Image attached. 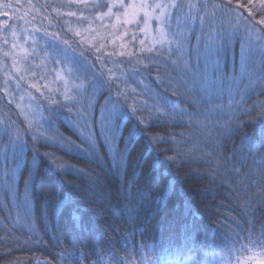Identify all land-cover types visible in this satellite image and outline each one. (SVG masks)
Returning a JSON list of instances; mask_svg holds the SVG:
<instances>
[{"label":"snow or ice","instance_id":"6c2138e0","mask_svg":"<svg viewBox=\"0 0 264 264\" xmlns=\"http://www.w3.org/2000/svg\"><path fill=\"white\" fill-rule=\"evenodd\" d=\"M64 3L94 12L92 19L101 21L105 17L115 16L119 22L123 15L125 24H129L142 13L145 28L152 19L158 22L159 27L150 41V46H146L144 40L140 41L141 47L135 61L131 59L133 53L127 54V63L134 65L128 71L122 63L115 61H112V68H107L99 55L104 45L96 47L91 39L82 35L81 30L70 26L66 32L81 37L76 41V47H73L72 41L61 36L60 32H49L46 28L37 26L31 29V34L28 29H22V41L14 29L10 39L8 36L0 38V69H5V79L0 91L7 95L9 103L13 102L14 95L9 91V81L14 82L19 90L20 82L26 76H37L31 71L32 67H36L33 56L40 57L39 67L46 70L48 65H55L51 68L55 77L53 83L61 85L63 89L61 91L60 87L50 88L45 74H42L39 79L45 80L44 88L48 95L40 92V86L31 80L28 84L30 88L40 92L42 99L48 101L47 104L41 103L31 92H27L30 102L27 105H15L19 109V115L23 116L19 124L10 115L0 114V151L5 158L0 181L13 194L11 203L15 209L13 212L12 208L5 206L11 223L6 226L7 234L0 237V241L11 242L17 246L30 242L43 243L36 224L39 217L33 214L32 209V188L40 179L42 155L48 158L49 164L59 176L72 174L86 179L83 190L78 184L61 181V195L57 197L53 208L56 214L72 209L77 194L88 205L99 203L105 198L97 187L101 184L98 176L59 162L53 158L52 153H41V144L58 146L68 152L83 153L90 160L99 162L101 153L97 148L102 137L111 156V167L126 178L129 149L138 137H143L148 140L153 151L173 153L165 156L163 161L157 157V162L161 165L166 163L169 169L174 165L182 167L185 163L196 160L209 166L210 171L205 174L210 178V183L219 181L231 186V176L236 177V182L242 186V192L248 197L241 200L239 193L237 194V204L241 210L239 219L230 217L232 223L228 219L220 221L219 229L214 228L211 237L205 235L199 247H190V243L197 242L200 232L197 227L198 213L187 203L181 214L182 241H136L137 232L134 229L122 237L128 242L122 249L123 255L111 239L96 243L90 251H82L81 242L74 241L71 250L65 248V251L57 253L56 264H64L66 260L69 264H85V260L87 264H251L253 261L264 264V219H257L258 211H264V100L248 105L252 95H264V31L256 27L257 24L264 26V0H247V3L236 0L235 4L233 0H168L167 3L154 4H149L147 0L129 4H125L124 0H115L112 3L108 0H64ZM5 7L11 8V5ZM29 7L40 13L35 5L30 3ZM49 7L57 17L77 16L76 12L62 13L59 7L49 5L47 0L40 5L44 9ZM101 8H107V12L101 13ZM113 8L124 9V12L114 13ZM242 9L249 15L246 16ZM257 13L260 14L258 20ZM46 18L51 24L52 18ZM79 19L81 23L89 22L84 11L80 12ZM145 28L141 31L144 32ZM90 29L89 22V27L83 31L88 32ZM83 45H89L90 52L94 50L93 59L99 61L100 70L96 69L92 60L87 59ZM237 45L239 64H234L229 71L226 59L229 54L235 56ZM6 46L8 50L3 51ZM77 48L81 49L78 55ZM107 55L125 56V53L121 51ZM7 59L11 60L10 66L4 63ZM161 61L165 65L163 73L159 71ZM168 67H171V72ZM153 69L157 72L154 77L155 87L145 85L139 79L141 75L148 73L145 79L152 80ZM173 72L176 74L173 75ZM130 80L140 84L142 90L132 87ZM104 92L108 95L105 103L100 105L97 119V98ZM57 94L60 99L54 98ZM181 98L190 103V110L179 106ZM20 100H24L23 95ZM61 116L80 134L82 143H76L59 132L56 120ZM128 123H132L131 129L127 128ZM249 123L259 124L258 143L245 151L248 148V136L245 133L240 144L234 145L231 154L226 156L224 141L230 140ZM175 124L195 127L202 134L203 144L196 143L185 148L187 141L177 139L175 134L164 136L149 131L150 128ZM124 130L128 131V136L123 135ZM179 135L183 137L190 134ZM121 142L124 143L123 151L119 148ZM162 143L170 144L171 147L161 150L158 146ZM85 144L87 147H84ZM196 149L199 151H195ZM28 152L32 154L30 163L26 162ZM9 157L13 167L8 166ZM22 163L28 169V177L24 181V196L21 198L15 192V181ZM137 168H140L139 159ZM244 169L247 171H243ZM229 172L231 176L228 175ZM139 174L134 172V176ZM197 174L204 175L199 172ZM136 184L137 181L132 180L124 187L121 198L127 203L122 204L123 210L133 218V223L142 212L146 213V219L159 222L158 218L163 219V214L168 211L170 197L175 193L174 186L168 185L153 200L152 188L147 178L141 186L136 187ZM134 187L135 193L132 191ZM88 189L98 193L95 200ZM204 194H209L208 190ZM253 196L256 197L255 201L251 199ZM43 210L45 223L49 224L47 201ZM187 217L192 218L191 222H188ZM70 220L73 228L79 225L81 230L84 229L82 216L73 212L70 213ZM20 230L26 232L27 240L15 235ZM48 230L52 231L51 226ZM139 234L143 236L142 232ZM54 239L63 247L60 233H56ZM11 251L9 248L5 253L10 254ZM245 252L250 255H236ZM93 255L95 259H91ZM37 264L41 262L38 261ZM43 264H53V261L48 260Z\"/></svg>","mask_w":264,"mask_h":264},{"label":"trees","instance_id":"16d2710c","mask_svg":"<svg viewBox=\"0 0 264 264\" xmlns=\"http://www.w3.org/2000/svg\"><path fill=\"white\" fill-rule=\"evenodd\" d=\"M5 7V5H11V8L17 10L18 12L23 11V9H28L27 15L31 18L35 17L34 21L40 28H46L51 32H60L61 36L65 39L72 41L73 47H76V41H79L81 37H76L72 33H67L65 29L64 19H73L75 21L78 18L69 17L64 18L65 16L57 17L56 13L52 11L51 7L40 10L38 14L35 9H32L26 4V0H0ZM39 2L41 5L45 3V0H32L31 2ZM195 2V0H193ZM222 2V0H220ZM243 3H247V0H242ZM49 5H54L60 9L69 10L71 12L80 13L81 11L89 12L92 16L95 15L94 12L84 10L82 8H77L75 5L67 6L64 3V0H47ZM236 3V0H233V4ZM251 6V5H249ZM8 8V7H6ZM10 9V8H9ZM105 8L99 9L100 12H104ZM244 14L248 16L246 10L242 9ZM25 13V12H24ZM63 13V11H62ZM42 14V15H41ZM259 13H257V20L259 19ZM52 18V23L49 24L46 17ZM251 20V17H249ZM21 17L19 15H11L10 17L5 16V18L0 16V28H3V34H0V38L4 37V28H13L21 24ZM256 27L264 31V26L259 24ZM6 30V29H5ZM9 31V30H8ZM6 31V32H8ZM1 33V32H0ZM69 34V36H68ZM103 36L106 42H109L107 33H104ZM96 46V44H94ZM123 45V47H121ZM85 49V56L88 60H92L96 64V69H99V61H94L93 57L95 55L94 50L88 51L89 45L82 46ZM109 49H113L110 50ZM5 47L3 51H6ZM80 48H77V55L80 52ZM125 53V56H115L109 57L107 54L112 52H121ZM104 53V54H102ZM128 53H133L131 57L133 61L137 58L139 53L138 43L133 40L130 43L126 44H116L110 47H107L106 50H101L99 55L101 59L106 64L107 68H112L113 63H122L126 71L133 68V64L127 63L129 60ZM7 65H11L10 59L4 61ZM239 64V46L237 45L235 56L229 54L226 59V66L229 71H231L233 65ZM165 70V65L163 61L160 62V73H163ZM5 69H0V89L3 87V81ZM106 71V69H105ZM168 71H172L171 67H168ZM176 73L173 72V75ZM119 75V72H117ZM148 73H145L139 77L143 80L145 85H150L155 87L154 77L157 75L155 69L152 70L151 76L152 80L145 79V76ZM30 78V76H28ZM12 81H9V91L12 92L13 102L9 103L8 97L3 91H0V114H8L11 118L16 121L18 124L23 120V116L19 115V109L15 107V94L16 90L12 86ZM21 87H29L28 84H25L23 80L20 82ZM129 83L132 87L137 88V90H142V86L135 81L130 80ZM31 93L34 94L37 100L43 104H47L48 101L43 100L40 96V92H43L44 95H48V92L45 90H40V92L31 88ZM108 95L107 92H104L100 95L98 103L96 105V116L99 118V109L100 105L105 103V97ZM55 99H60V97L55 96ZM264 100V95L256 96L252 95L248 100V105H252L254 102ZM179 106L185 109H191V105L188 101L180 99ZM45 115L47 112L45 111ZM56 128L64 136L71 138V140L76 143H82L80 134L74 129L71 124L64 119L63 116L57 118ZM98 128V126H97ZM127 128H132V123L127 124ZM150 132H158L161 135L167 136L169 133L175 134L177 139H185L187 143L184 145L185 148L191 147V145L200 143L203 144L202 134L197 131L195 127H188L184 124H175L167 127H156L150 128ZM180 133L190 134L185 136H180ZM247 133L248 136V149L252 148L255 144L258 143L259 136V124L249 123L245 125L242 131H238L230 140L224 141V154L230 155L233 149V146H238L240 144L241 137ZM124 136H128V131H123ZM84 147H87L85 144ZM161 150L170 148V144H160L158 146ZM121 151L124 150V143L119 144ZM97 151L101 153V160L97 162L96 160H90L83 153L68 152L64 149L59 148L58 146H45L40 145V152H49L54 154L53 158L58 159L59 162L72 165L77 169H84L86 172L91 173L93 176H98L101 180V184L98 185L100 193L104 194V199L99 203H93L88 205L85 202V199L80 195L74 198V207L72 209H66L62 214H56L53 211L57 197L61 195V181L71 182L73 184H78L81 186V190L84 189L86 185V179L78 175L65 174L63 177L59 176L55 169L49 164L48 158L41 156L40 163V179L37 181L35 186L32 188L34 195L33 201V214L39 219L36 221L37 228L40 232V236L43 238V243L39 244H21L20 246L15 245L14 243H4L0 241V264H37V262H43L52 260L53 264L57 262V253L65 251V248L71 250L73 247L74 241L81 242L82 251H90L92 247L101 241L106 242L111 239L115 246L118 249H121V254L123 255V247L126 245V242L122 237L126 233L132 232L134 229L137 232L135 237L136 241L143 239L145 242H151L153 239L160 240L163 239L165 242L169 240H183V234L180 230V225L183 223L182 213L184 207L187 203H190L194 210L197 211V227L200 232V237L198 238L195 244L190 243V247H199L202 238L207 235L211 237L213 235V229H219V222L225 219H228L229 223H232L230 217H240V207L237 204V194L239 193L240 199H247V195L242 192V186L236 182V177L231 176L229 172L228 175L231 176L232 185L221 184L219 181L216 183H210V178L205 174L210 171L209 166L203 161L192 160L188 163H185L182 167L172 166L170 169L167 167L166 163L161 165L157 162V157L160 161L164 160V157L167 155H172L171 151H161L157 153L152 150L151 145L148 140L143 137H138L134 145L129 149L130 155L128 158V166L126 169L127 176L126 178L122 174H118L115 169L111 167V156L108 154L106 146L103 144V138H100L99 146ZM195 151H199L196 149ZM195 151L194 154L195 155ZM142 158V159H141ZM140 160V168H137V161ZM32 160L31 152L27 153L26 162L30 163ZM251 163V160H249ZM9 167H13L11 164V158L9 157L8 162ZM239 167V165H237ZM5 168V158L2 151H0V177L3 175ZM243 171H247L244 169ZM134 172L140 173L137 176H134ZM204 175H198L197 173ZM28 177V169L22 163L21 168L19 169L15 181V192L18 197L24 196V181ZM145 178L148 179L150 186L153 192V200L160 194L161 191L165 190L168 185H173L175 189L174 195L170 197L171 203L168 206V211L163 214V219L158 218L159 222L146 219V213L142 212L139 216V219H136L133 223V218L123 210L122 204L127 203V201L122 200L123 189L129 181L136 180V187L141 186L145 182ZM136 188L132 189L135 193ZM205 190H208L207 195H205ZM91 192L93 199L95 200L98 193L92 192L91 189H88ZM12 199L13 194L6 190L5 185L0 181V237H3L7 234V227L10 225V218L7 217V212L5 211V206L12 208ZM253 201L256 200V197H251ZM47 201L48 204V213L47 220L49 224L45 223V215L43 206ZM76 209H79V212H76ZM13 212L15 211L12 208ZM75 212L77 216H82L84 229L81 230L80 226L77 225L73 228L72 222L70 220V213ZM258 221L264 219V211H258L257 215ZM188 222H191L192 218L187 217ZM49 226H51L52 231H49ZM257 229L259 228V223L256 225ZM143 233V236L139 233ZM56 233L61 234V240L63 242V247L59 246L54 236ZM15 235L21 237L22 240H27L28 236L24 230L16 231ZM210 243V241H209ZM246 243V241H245ZM239 246V245H237ZM12 249L10 254H6V249ZM105 250H107V244L105 243ZM237 256L246 257L250 253H237ZM138 258V257H137ZM91 259H95V256H91ZM211 259V255L209 256ZM64 264H69V261H64ZM87 264V260H85ZM235 264V262H234ZM251 264H256L255 261Z\"/></svg>","mask_w":264,"mask_h":264},{"label":"rangeland","instance_id":"374dc122","mask_svg":"<svg viewBox=\"0 0 264 264\" xmlns=\"http://www.w3.org/2000/svg\"><path fill=\"white\" fill-rule=\"evenodd\" d=\"M32 0H26V2H28L26 4V6L29 7V4H33L36 6V8H39L40 10L42 8H40V5L38 4L39 2H31ZM109 3L115 2V0H108ZM140 3L141 0H124L125 4H129V3ZM147 2L149 4H154V3H167L168 0H147ZM34 9V8H32ZM28 9H23V11L18 12L17 10H15L14 8H6L3 6L2 2L0 1V16L5 18V16L10 17L11 15H19L21 17V24L19 26H15L13 28H4V36H8L9 39L11 38V31L14 29L20 36H21V41L23 38V32L21 31L22 29H28L29 30V34H31V29L34 26H38V24L35 23L34 19L29 17L27 15V11ZM61 12L64 10L60 9ZM25 12V13H24ZM67 12H71L69 10H65V13ZM104 12H107V8L104 9ZM113 12L114 13H123L124 9H119V8H113ZM158 12V10H157ZM103 13V11L101 12ZM79 14L77 13V17L78 20L75 21V18L71 19H64L65 21V29H67L69 26L74 28V29H79L81 30V33L83 36L88 37L89 39L92 40V44H96V47H100L101 44L104 45V47L101 50H106L107 47H110L112 45H116V44H126V43H130V41L132 42L133 40H135L138 43L139 49L141 47L140 45V41L144 40L145 45L146 46H150V41L152 39L153 36L156 35L157 29L159 27L158 22L155 19H152L149 21L147 28H145V24H144V16L141 13L139 17H137V19L133 22V23H129V24H125L124 22V17L123 15H121V19L119 22H117L116 17L112 16V17H105L104 20H99V19H92V14H89V12L84 13L85 16L89 17V22L91 24V29L88 32H84L83 30L85 28L89 27V22H84L81 23L80 19H79ZM61 16H65L64 18H69L70 16L67 15H61ZM72 18V17H71ZM145 28V31L142 32L141 29ZM6 29V30H5ZM9 30V31H8ZM8 31V32H6ZM0 34H3V28H0ZM51 32V31H49ZM104 33H107V36L109 38V42H106V40L104 39L105 37L103 36ZM69 36V34H68ZM113 41H115V43H113ZM26 47H30V45H26ZM39 49V46H37ZM7 50L8 47L6 46ZM6 50V51H7ZM113 50V49H109ZM104 54V53H102ZM42 56V53H41ZM109 56V55H108ZM32 60L35 62L36 67H32L31 71L35 72L37 74L36 77H32L30 76V78H28V76H26V78L23 80V82L25 84H28V81L31 80L32 83L38 84L40 86V90H45L47 91V89L44 88V84H45V80H41L39 79L40 75L45 74V78L48 82V85L50 88H57L60 87L61 91L62 86L57 84V83H53L55 77L52 75L51 73V68L55 67V65H48L47 70L39 67L40 65V57H36L33 56ZM95 61V60H94ZM11 62V60H10ZM78 82V81H77ZM12 86L14 87V90H16V98H15V104L20 103L22 105H27L30 101L28 96L26 95L27 92H31V88L30 87H20L19 90L16 89L14 82L11 83ZM29 85V84H28ZM48 92V91H47ZM32 96H34L33 93H31ZM23 95L24 96V100L21 101L20 100V96ZM60 97L58 94L55 95ZM34 103V102H33Z\"/></svg>","mask_w":264,"mask_h":264}]
</instances>
